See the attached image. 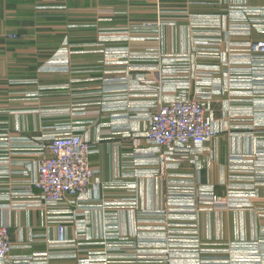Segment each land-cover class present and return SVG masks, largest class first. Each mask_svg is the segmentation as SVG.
I'll list each match as a JSON object with an SVG mask.
<instances>
[{
  "label": "crops",
  "instance_id": "1",
  "mask_svg": "<svg viewBox=\"0 0 264 264\" xmlns=\"http://www.w3.org/2000/svg\"><path fill=\"white\" fill-rule=\"evenodd\" d=\"M263 39L264 0H0V224L20 264H78L68 258L95 243L106 218L129 223L137 198L157 210L179 182L188 194L216 187L225 252L235 250L238 264H264V59L247 56L248 43ZM178 43L194 65L186 73L179 62L164 66V57L178 58ZM120 58L126 66L111 65ZM185 75L191 94H210L218 136L181 167L135 155L150 111L177 94ZM62 125L98 141L97 186L52 215L24 185L38 145ZM251 186L259 192L247 198ZM59 219L66 245L56 243Z\"/></svg>",
  "mask_w": 264,
  "mask_h": 264
},
{
  "label": "built area",
  "instance_id": "2",
  "mask_svg": "<svg viewBox=\"0 0 264 264\" xmlns=\"http://www.w3.org/2000/svg\"><path fill=\"white\" fill-rule=\"evenodd\" d=\"M9 35L15 37V34ZM202 44L208 46L209 42L196 43L197 46ZM200 52L197 50L199 56L202 55ZM247 56L263 60L264 39L248 43ZM180 63L185 73L187 68L190 70L194 66L189 60ZM195 70L201 71L202 66L195 65ZM188 78L185 75V81H181V88L175 96L164 100L150 111L144 131L137 133L133 140L135 155L155 157L157 160L166 156L180 162L190 160L195 163L206 144L218 136L219 130L210 107V94H191L190 82L186 81ZM58 130L38 145L37 167L31 181L24 185L26 194L33 195L34 189L38 190L39 200L35 206L46 209L52 215L60 205L75 202L70 201L69 197H75L77 203L84 200L97 186V169L91 163V156L97 151L98 141L83 135L78 126L62 125ZM143 141L146 146L142 145ZM248 190L247 198L258 195V187L251 186ZM98 197V192L93 194V199ZM189 197L187 196L188 199ZM245 207L254 209L252 204ZM54 217H46V220L55 221ZM59 221L56 243L66 245L69 243L67 225L64 219ZM13 248L8 226L0 224V264L26 263L12 255Z\"/></svg>",
  "mask_w": 264,
  "mask_h": 264
},
{
  "label": "rangeland",
  "instance_id": "3",
  "mask_svg": "<svg viewBox=\"0 0 264 264\" xmlns=\"http://www.w3.org/2000/svg\"><path fill=\"white\" fill-rule=\"evenodd\" d=\"M163 45L166 48L172 44ZM176 45L178 49L172 56L178 58L164 57V66L186 61V44ZM115 61L111 64L123 67L128 60ZM181 165L179 162L178 167ZM184 185L185 182H179L177 188L167 191L166 204L157 210L139 206L136 197L129 223L121 214L106 218L95 243L80 246V252L76 249L68 260H80L78 264H238L235 250L225 252L217 234V216L220 207H224L217 188L192 187L188 194L190 187ZM153 214L159 220L155 221ZM79 253L81 258H77Z\"/></svg>",
  "mask_w": 264,
  "mask_h": 264
}]
</instances>
